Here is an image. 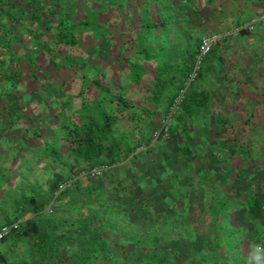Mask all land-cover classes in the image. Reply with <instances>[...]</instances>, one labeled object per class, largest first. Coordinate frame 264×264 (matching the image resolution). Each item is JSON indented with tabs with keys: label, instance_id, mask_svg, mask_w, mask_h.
Masks as SVG:
<instances>
[{
	"label": "trees",
	"instance_id": "16d2710c",
	"mask_svg": "<svg viewBox=\"0 0 264 264\" xmlns=\"http://www.w3.org/2000/svg\"><path fill=\"white\" fill-rule=\"evenodd\" d=\"M199 10L0 0V227L20 224L0 264H248L264 243V26L215 42L187 87L222 32Z\"/></svg>",
	"mask_w": 264,
	"mask_h": 264
},
{
	"label": "built area",
	"instance_id": "2783aa9c",
	"mask_svg": "<svg viewBox=\"0 0 264 264\" xmlns=\"http://www.w3.org/2000/svg\"><path fill=\"white\" fill-rule=\"evenodd\" d=\"M257 25H264V14H260L257 16H254L253 18H251L250 20L246 21L245 23H243L242 25H239L237 27H235L234 29H230V30H224L222 32L219 33H215L211 36L205 37L202 41V45H201V50L199 55L197 56V62H196V66H195V70L194 73L191 75L190 80L187 82V87L190 85V83L195 79L196 74H197V70L200 68L203 59L207 56V54L210 52L212 45L223 39V38H228L234 35H237L241 32V30L243 29H247V30H254L255 27ZM186 89L182 91L181 96H179L171 110L170 115L168 116V118L165 120L164 122V128L167 130L168 126L170 125L171 122V117L173 115V113L176 111L177 107L182 103L183 97L185 95ZM159 133L157 132L155 134V136L158 137ZM109 168L107 166H103V167H97L94 168L92 170H88L86 172H84L82 174V176H91V177H97L102 175L105 171H107ZM74 179L73 180H69L65 183H63L60 187H59V191L57 193V195L66 190L68 187L72 186L74 183ZM20 224L16 223L12 226H1L0 227V243L3 242L12 232L13 229H17L19 228Z\"/></svg>",
	"mask_w": 264,
	"mask_h": 264
},
{
	"label": "rangeland",
	"instance_id": "374dc122",
	"mask_svg": "<svg viewBox=\"0 0 264 264\" xmlns=\"http://www.w3.org/2000/svg\"><path fill=\"white\" fill-rule=\"evenodd\" d=\"M196 5L201 10L198 11L197 15L198 19L202 23L201 26L203 27L210 26L211 24H215L216 26L218 25L217 27H219L220 25H222L221 22L223 20H227L230 14L239 16L244 15L248 12L246 7L242 4L238 8L227 6L225 12L221 10L220 6H208L206 0H196ZM220 28L223 29V27ZM262 223L264 224V218Z\"/></svg>",
	"mask_w": 264,
	"mask_h": 264
},
{
	"label": "crops",
	"instance_id": "0c3cea01",
	"mask_svg": "<svg viewBox=\"0 0 264 264\" xmlns=\"http://www.w3.org/2000/svg\"><path fill=\"white\" fill-rule=\"evenodd\" d=\"M248 5L246 4V3H244V2H241L240 3V5L242 4V5H244L245 7H246V9L248 10V12L246 13V14H244V15H239V16H237V15H234V14H230L229 16H228V18H232L233 16L235 17V18H240V19H246V18H253L254 16H257V15H259V14H261V13H263L264 12V0H248ZM239 5V6H240ZM250 8H251V11H250ZM232 16V17H231ZM228 18H227V20H228ZM227 20H223L222 22H226ZM262 26H264V25H262ZM220 27H224V25H220L218 28H219V31H224V30H226V29H222V28H220ZM31 216H29V218H30ZM2 251H4L5 250V248H0ZM11 252H8V254H10Z\"/></svg>",
	"mask_w": 264,
	"mask_h": 264
},
{
	"label": "clouds",
	"instance_id": "9594fccd",
	"mask_svg": "<svg viewBox=\"0 0 264 264\" xmlns=\"http://www.w3.org/2000/svg\"><path fill=\"white\" fill-rule=\"evenodd\" d=\"M248 264H264V243L251 245Z\"/></svg>",
	"mask_w": 264,
	"mask_h": 264
}]
</instances>
